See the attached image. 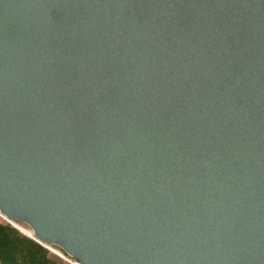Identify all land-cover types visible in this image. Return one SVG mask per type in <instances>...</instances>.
I'll return each mask as SVG.
<instances>
[{"label":"water","instance_id":"1","mask_svg":"<svg viewBox=\"0 0 264 264\" xmlns=\"http://www.w3.org/2000/svg\"><path fill=\"white\" fill-rule=\"evenodd\" d=\"M0 215L74 264H264V0H0Z\"/></svg>","mask_w":264,"mask_h":264},{"label":"trees","instance_id":"2","mask_svg":"<svg viewBox=\"0 0 264 264\" xmlns=\"http://www.w3.org/2000/svg\"><path fill=\"white\" fill-rule=\"evenodd\" d=\"M0 264H66L64 259L9 222L0 221Z\"/></svg>","mask_w":264,"mask_h":264},{"label":"rangeland","instance_id":"3","mask_svg":"<svg viewBox=\"0 0 264 264\" xmlns=\"http://www.w3.org/2000/svg\"><path fill=\"white\" fill-rule=\"evenodd\" d=\"M0 221H2V222H8V221H7L6 219H4L1 215H0ZM19 224H20V226H22L23 228L28 229V227H27L26 224H24V223H19ZM52 247L55 248L56 250L60 251L61 254H64L63 251H62L59 247H57V246H52ZM56 254H58V253H56ZM61 254H58V255H60V256L64 259V261L66 262V264H73V263H71L70 261H68L67 259H65ZM72 260H74V259L72 258Z\"/></svg>","mask_w":264,"mask_h":264},{"label":"built area","instance_id":"4","mask_svg":"<svg viewBox=\"0 0 264 264\" xmlns=\"http://www.w3.org/2000/svg\"><path fill=\"white\" fill-rule=\"evenodd\" d=\"M26 229V228H25ZM27 230H29V229H27ZM49 249H51L53 252H55V253H58V254H61V252L60 251H58V250H56L55 248H53L52 246H49ZM64 253V252H63ZM65 259H67L68 261H70L71 263H75V260H72V258L71 257H69V256H67L65 253L64 254H61Z\"/></svg>","mask_w":264,"mask_h":264}]
</instances>
